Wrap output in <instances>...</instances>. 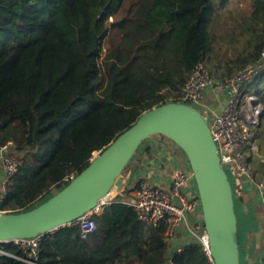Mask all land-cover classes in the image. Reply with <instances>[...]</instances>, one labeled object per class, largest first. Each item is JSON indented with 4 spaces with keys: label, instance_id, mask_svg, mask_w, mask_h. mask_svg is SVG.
I'll return each instance as SVG.
<instances>
[{
    "label": "trees",
    "instance_id": "trees-1",
    "mask_svg": "<svg viewBox=\"0 0 264 264\" xmlns=\"http://www.w3.org/2000/svg\"><path fill=\"white\" fill-rule=\"evenodd\" d=\"M218 1L0 0V148L20 163L0 212L44 202L141 114L177 102L197 63L220 81L264 63V0H251L232 29L241 49L217 64ZM263 86L264 70L249 89L261 100ZM131 201L104 205L85 240L75 225L42 236L36 264H212L198 242L171 253L165 225L140 221ZM0 251V264H28L14 244Z\"/></svg>",
    "mask_w": 264,
    "mask_h": 264
},
{
    "label": "water",
    "instance_id": "water-1",
    "mask_svg": "<svg viewBox=\"0 0 264 264\" xmlns=\"http://www.w3.org/2000/svg\"><path fill=\"white\" fill-rule=\"evenodd\" d=\"M262 118L263 110L260 121ZM152 137L170 141L187 161L212 264H240L233 191L221 167L208 121L193 107L175 102L141 114L131 127L93 155L82 172L44 202L24 212H0V243L71 227L84 214L107 204L100 200L113 188L121 192L126 167L142 143ZM119 196L124 195L114 198ZM3 198L1 195L0 202Z\"/></svg>",
    "mask_w": 264,
    "mask_h": 264
},
{
    "label": "built area",
    "instance_id": "built-area-1",
    "mask_svg": "<svg viewBox=\"0 0 264 264\" xmlns=\"http://www.w3.org/2000/svg\"><path fill=\"white\" fill-rule=\"evenodd\" d=\"M261 59H264V53L261 54ZM263 70V62L248 64L231 79L220 81L211 76L209 70L202 63H197L177 92V102H175L191 106L206 117L221 167L226 174L227 170H230L232 175L247 180H252V172L245 156V146L251 137V129L260 122L259 116L262 108L257 101V96L253 91L248 92V87L244 85L257 78ZM208 93H221L226 99L223 109L218 114H213L204 104ZM10 145L8 143L0 148L4 193L8 181L17 172L20 164L15 157L8 154ZM74 177L69 175L63 179V182L68 184ZM257 191L264 210L263 183L257 185ZM196 195L191 172L177 170L168 191L149 181L140 180L136 184L130 205L134 208L140 221L154 227L160 222L165 225L164 238L171 247V253L180 250L173 247V244L184 231L193 240L191 243H200L208 255L207 238L202 221L197 223L195 219H189V217L194 218L197 213L201 214ZM104 205L106 204L96 207L74 222L73 225L78 227L81 239H87L97 230L93 216L99 215ZM41 238L42 236L15 240L0 243V245L14 244L18 246L25 253L24 261L28 264H36ZM0 254L4 253L0 251Z\"/></svg>",
    "mask_w": 264,
    "mask_h": 264
},
{
    "label": "crops",
    "instance_id": "crops-1",
    "mask_svg": "<svg viewBox=\"0 0 264 264\" xmlns=\"http://www.w3.org/2000/svg\"><path fill=\"white\" fill-rule=\"evenodd\" d=\"M259 90L260 94L262 93L261 100L257 90L252 91L257 96V101L263 110V118L257 126L251 129L248 147H245L252 180L240 178L237 175H232V180H229L233 197L237 202L234 209L238 226L240 264H264V210L257 191V185L264 184L262 179L264 177V86ZM225 103L226 99L221 93H208L204 99V104L213 114H218ZM177 170L190 172L182 153L170 141L162 137L150 139L148 145L145 144L137 150L129 164L128 172L123 176L124 186L121 195L130 196L133 199L134 189L140 180L149 181L168 191ZM2 179L0 166V196ZM126 189H130L131 192L125 194ZM189 219H195L197 223L202 221L200 213ZM240 222L244 227L242 241ZM181 234L173 244V247L180 249L179 251L193 242L187 233L182 231Z\"/></svg>",
    "mask_w": 264,
    "mask_h": 264
},
{
    "label": "rangeland",
    "instance_id": "rangeland-1",
    "mask_svg": "<svg viewBox=\"0 0 264 264\" xmlns=\"http://www.w3.org/2000/svg\"><path fill=\"white\" fill-rule=\"evenodd\" d=\"M250 1L251 0H226L224 2H220V1L216 2V4H215V10H216L215 16H214L213 20L211 21V23L208 27V31L211 35H214L213 57L215 58L217 64L223 65L224 61L228 58L229 54L232 53V51H234L236 49H241V46L243 44V39H239V41H235L233 39L234 35L232 32V29H233L234 24L238 20V18H237L238 15L247 13ZM104 53H105V50H104ZM212 74H213V76L218 77L217 75H215V73H212ZM252 83H253V80L244 85L245 87H248V92L251 91L249 89V87ZM252 90L254 91L255 89H252ZM156 138L157 137H152L150 139H156ZM150 139L143 142L139 148H142L145 144L148 145ZM246 147H248V145ZM96 154L97 153H95L94 156ZM245 156H246V152H245ZM131 161H130V163H131ZM127 172H128V167H127L125 174H127ZM227 176H228L229 180L231 181L232 180V173L230 170H227ZM123 179H124V177H123ZM56 192L57 191L53 189L49 196L54 195ZM3 193H4V190L2 189V183H1V195H3ZM121 193L122 192L117 191L116 188H113L109 192V194L107 195L108 198H107V201H105V203L110 202L111 200H113V198L116 195H120ZM236 205H237V202L235 200L234 206H236ZM10 212L11 211H5L2 213H10ZM240 227H241V241H242L243 237H244V235H243L244 234V227H243L241 222H240Z\"/></svg>",
    "mask_w": 264,
    "mask_h": 264
},
{
    "label": "bare ground",
    "instance_id": "bare-ground-1",
    "mask_svg": "<svg viewBox=\"0 0 264 264\" xmlns=\"http://www.w3.org/2000/svg\"><path fill=\"white\" fill-rule=\"evenodd\" d=\"M108 196H106L105 198H103L102 200H100V203H104L105 201H107Z\"/></svg>",
    "mask_w": 264,
    "mask_h": 264
}]
</instances>
